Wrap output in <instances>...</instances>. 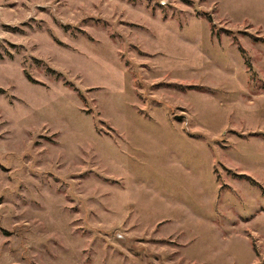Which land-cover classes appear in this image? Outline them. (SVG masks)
Returning <instances> with one entry per match:
<instances>
[{"label": "rangeland", "instance_id": "1", "mask_svg": "<svg viewBox=\"0 0 264 264\" xmlns=\"http://www.w3.org/2000/svg\"><path fill=\"white\" fill-rule=\"evenodd\" d=\"M0 264H264V0H0Z\"/></svg>", "mask_w": 264, "mask_h": 264}, {"label": "trees", "instance_id": "2", "mask_svg": "<svg viewBox=\"0 0 264 264\" xmlns=\"http://www.w3.org/2000/svg\"><path fill=\"white\" fill-rule=\"evenodd\" d=\"M238 178H240V179H246V180H248V181H251L248 177H246V176H238ZM252 183H254L253 181H251Z\"/></svg>", "mask_w": 264, "mask_h": 264}, {"label": "water", "instance_id": "3", "mask_svg": "<svg viewBox=\"0 0 264 264\" xmlns=\"http://www.w3.org/2000/svg\"><path fill=\"white\" fill-rule=\"evenodd\" d=\"M175 119L177 120V121H182L184 118L183 117H175Z\"/></svg>", "mask_w": 264, "mask_h": 264}]
</instances>
